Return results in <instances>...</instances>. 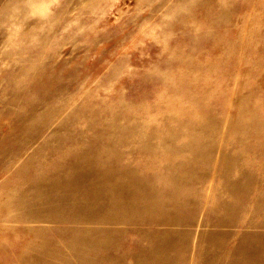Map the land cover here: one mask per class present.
<instances>
[{
	"label": "rangeland",
	"instance_id": "374dc122",
	"mask_svg": "<svg viewBox=\"0 0 264 264\" xmlns=\"http://www.w3.org/2000/svg\"><path fill=\"white\" fill-rule=\"evenodd\" d=\"M0 264H264V0H0Z\"/></svg>",
	"mask_w": 264,
	"mask_h": 264
}]
</instances>
